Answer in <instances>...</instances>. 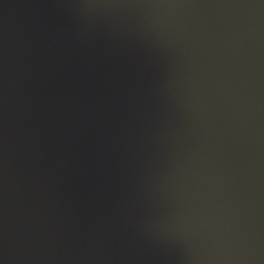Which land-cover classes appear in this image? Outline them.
Returning a JSON list of instances; mask_svg holds the SVG:
<instances>
[{
  "label": "water",
  "instance_id": "1",
  "mask_svg": "<svg viewBox=\"0 0 264 264\" xmlns=\"http://www.w3.org/2000/svg\"><path fill=\"white\" fill-rule=\"evenodd\" d=\"M0 264H264V0H0Z\"/></svg>",
  "mask_w": 264,
  "mask_h": 264
}]
</instances>
